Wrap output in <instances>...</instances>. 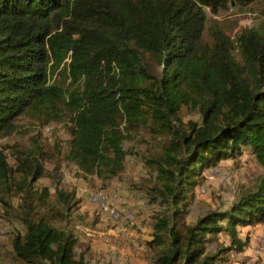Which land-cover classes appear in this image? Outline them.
Segmentation results:
<instances>
[{
	"label": "trees",
	"instance_id": "obj_1",
	"mask_svg": "<svg viewBox=\"0 0 264 264\" xmlns=\"http://www.w3.org/2000/svg\"><path fill=\"white\" fill-rule=\"evenodd\" d=\"M234 3L260 5L258 24L232 33L216 22L206 39V8L220 14ZM183 108L199 121L185 123ZM20 117L35 130L31 144L13 151V164L0 149V201L21 225L10 235L16 261L92 264L73 231L54 224L71 215L74 193L58 189V208L47 186L37 188L63 150L42 135L63 122V158L104 184L124 172L125 144L142 128L165 138L146 158L155 209L141 243L151 264L231 263L228 254L248 245L239 227L264 223V173L226 208L187 215L205 169L242 146L264 168V0H0V136Z\"/></svg>",
	"mask_w": 264,
	"mask_h": 264
},
{
	"label": "rangeland",
	"instance_id": "obj_2",
	"mask_svg": "<svg viewBox=\"0 0 264 264\" xmlns=\"http://www.w3.org/2000/svg\"><path fill=\"white\" fill-rule=\"evenodd\" d=\"M260 13V5L254 3L246 6L234 3L229 10L220 14L206 8L204 36L209 38L208 27L216 22L233 29L230 30L232 33L240 28L255 26L260 20ZM181 116L185 123L190 120L199 121L198 114L185 108ZM15 122L16 130L0 136V149L7 146L10 164L15 162L13 151L28 147L35 133L27 117H20ZM70 139L69 129L63 122L52 123L45 128V135H42V142L48 149L54 150L57 143L63 150L62 153L55 152V157L52 158L54 160L46 162L47 174L38 181L37 188L47 186L50 204L58 208H61L57 200L58 189L74 193L78 200L68 219L57 220L54 224L73 231L78 238L77 254L85 252L87 259L94 260V264H122L125 260L129 263L136 260L135 257L139 264H151L149 253L142 248L141 243L148 237L147 226H142L141 222H148L150 213L155 209L147 193L155 183V172L146 158L162 151L161 142L165 138H156L148 129L142 128L133 140L125 144L129 155L124 172L106 184L95 175L83 174L75 163L63 158ZM55 166H59V169ZM263 173L264 168L251 149L242 146L241 153L205 169L203 186L199 188L200 192L187 220L195 221L210 209L226 208L242 192L254 190ZM11 200L14 205L18 204V197L14 196ZM104 203L113 208H104ZM16 227L21 225L14 219V215L10 216L5 212L0 201V264H24L16 261L10 242V235ZM239 228L242 238L248 235V245L241 253L228 254L231 263L222 264H264V251L256 247L260 236H264V223L249 231L244 227ZM220 238L226 244L230 243L227 235L221 234ZM214 245L215 243L211 244Z\"/></svg>",
	"mask_w": 264,
	"mask_h": 264
},
{
	"label": "crops",
	"instance_id": "obj_3",
	"mask_svg": "<svg viewBox=\"0 0 264 264\" xmlns=\"http://www.w3.org/2000/svg\"><path fill=\"white\" fill-rule=\"evenodd\" d=\"M259 225V224H258ZM258 225H256V226H247V227H245V229H247V231H249L250 229H254V228H256V227H258ZM128 232V231H127ZM142 248L144 249V247L142 246ZM128 252H129V250H128ZM135 253L133 252V256L135 257ZM126 259H128L127 257H126ZM135 259L136 260H134V261H131V262H129L128 263V261L127 260H125V261H122V264H137L138 262H137V257H135ZM95 263V261L94 260H92V264H94ZM139 264V263H138Z\"/></svg>",
	"mask_w": 264,
	"mask_h": 264
},
{
	"label": "built area",
	"instance_id": "obj_4",
	"mask_svg": "<svg viewBox=\"0 0 264 264\" xmlns=\"http://www.w3.org/2000/svg\"><path fill=\"white\" fill-rule=\"evenodd\" d=\"M101 203H103V202H101ZM104 208H113V207L108 206L107 204L104 203ZM256 247L262 249V252L264 251V236H260Z\"/></svg>",
	"mask_w": 264,
	"mask_h": 264
}]
</instances>
